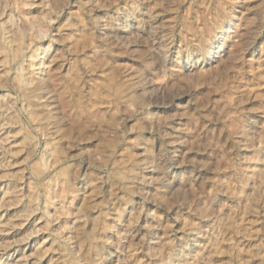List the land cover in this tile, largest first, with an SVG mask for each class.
I'll use <instances>...</instances> for the list:
<instances>
[{
    "label": "clouds",
    "instance_id": "9594fccd",
    "mask_svg": "<svg viewBox=\"0 0 264 264\" xmlns=\"http://www.w3.org/2000/svg\"><path fill=\"white\" fill-rule=\"evenodd\" d=\"M250 113L264 116V0H0V168L49 264H264Z\"/></svg>",
    "mask_w": 264,
    "mask_h": 264
},
{
    "label": "rangeland",
    "instance_id": "374dc122",
    "mask_svg": "<svg viewBox=\"0 0 264 264\" xmlns=\"http://www.w3.org/2000/svg\"><path fill=\"white\" fill-rule=\"evenodd\" d=\"M102 14V13H101ZM248 56L256 59L257 61L261 57V51L258 46L253 47L249 50ZM121 62H128L127 57L118 58ZM261 101L253 100L246 107L259 106ZM249 119L251 121H261L264 122V116L259 113H250ZM81 137L86 138L85 142L80 145L81 148H88L94 146L97 142L91 139L88 129L77 130L75 133ZM16 143V141H12ZM7 159H12L17 165L15 168L9 169L10 172L15 173L20 168L23 167L22 161L23 156L11 157ZM3 153L0 152V163H3ZM222 176L227 175V173H221ZM4 176V170L0 168V252H5V254H10L12 259L16 264H49L50 260L53 259V254L48 253L46 250L49 247L50 241L44 243L47 239L46 232H37L36 230L40 228L43 224H37V215L27 216L28 208L26 207L27 201L21 200L17 196L7 195V193L12 192L17 185V181L6 180L2 177ZM84 184V188L81 189L82 195L77 200V205H83L85 203V198H90L93 189L88 187V184ZM86 189V190H85ZM107 191V188L105 189ZM102 197H97L93 203H99ZM97 212H92L89 215L96 216ZM135 211V206L129 204L125 209V221H130L132 213ZM145 223L144 218H141V225ZM91 227V224L88 225ZM258 227V225L256 226ZM160 235H163L161 232ZM158 237L152 236L155 240ZM7 246V248H6ZM157 245L153 244L152 247ZM6 249V251H5ZM142 254H138L137 258ZM27 257V259H25ZM113 260L116 257L112 258ZM219 259H226L225 257H220ZM253 264H258V262H253Z\"/></svg>",
    "mask_w": 264,
    "mask_h": 264
}]
</instances>
